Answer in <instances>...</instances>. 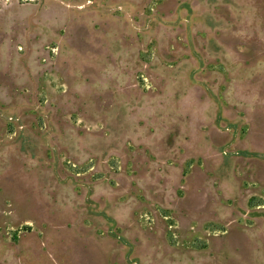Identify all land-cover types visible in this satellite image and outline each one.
<instances>
[{
    "label": "rangeland",
    "instance_id": "obj_1",
    "mask_svg": "<svg viewBox=\"0 0 264 264\" xmlns=\"http://www.w3.org/2000/svg\"><path fill=\"white\" fill-rule=\"evenodd\" d=\"M0 264H264V0H0Z\"/></svg>",
    "mask_w": 264,
    "mask_h": 264
}]
</instances>
